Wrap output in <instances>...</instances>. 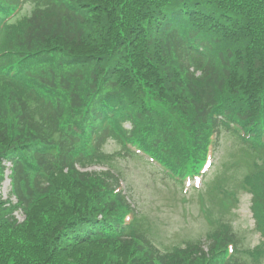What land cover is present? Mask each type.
<instances>
[{"label":"trees","instance_id":"16d2710c","mask_svg":"<svg viewBox=\"0 0 264 264\" xmlns=\"http://www.w3.org/2000/svg\"><path fill=\"white\" fill-rule=\"evenodd\" d=\"M18 1L0 0V184L9 160L17 198L0 194V264H264V0H25L30 11L3 24ZM172 10L180 12L176 26L164 20ZM197 41L203 51L192 47ZM97 59L105 88L123 78L130 93L136 81L138 99L150 83L144 93L160 110H136L125 139L173 173L197 171L219 131L234 141L223 163L229 175L211 178L202 200L206 241L162 251L142 212L124 224L131 204L113 190L118 176L77 168L85 163L77 125L86 132L123 106L124 92L115 93L83 122L70 121L89 79L77 75ZM113 136L125 149L127 140ZM113 160L103 154L93 162ZM239 191L252 195L262 234L254 247L225 219Z\"/></svg>","mask_w":264,"mask_h":264},{"label":"rangeland","instance_id":"374dc122","mask_svg":"<svg viewBox=\"0 0 264 264\" xmlns=\"http://www.w3.org/2000/svg\"><path fill=\"white\" fill-rule=\"evenodd\" d=\"M26 9H31L29 3H27ZM106 148L108 151L120 149L119 144L112 138L108 141ZM231 148V139L223 134L212 158L213 166L206 173L208 181L211 177L216 179L223 172V163L229 159ZM126 155L125 152L117 158V167L122 175L126 177L128 186L134 193L135 198L142 201L143 205L141 207L153 213L152 221L159 227L155 234L156 241L160 245L172 247L183 244L189 239L202 238L208 230V224L201 213L198 193L190 194L188 200L184 201L180 193L173 194L172 189L169 190L170 186L174 187L173 182L164 179L158 169L139 158L125 159ZM95 168V166L91 167L92 170H95ZM101 169L105 168L96 170ZM216 172H218V175L214 176ZM235 175L234 179L242 178V170L235 173ZM10 189V179H6L0 188L4 197L9 196ZM237 196V205L232 206L225 219L238 231L244 245L254 247L259 243L262 236L260 231L255 229V218L251 209V195L241 191ZM12 199L15 200L14 197ZM156 214L161 216L163 223H159ZM17 216L20 220L24 217L20 211L17 212ZM203 239L205 238L203 237Z\"/></svg>","mask_w":264,"mask_h":264}]
</instances>
